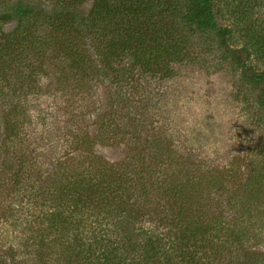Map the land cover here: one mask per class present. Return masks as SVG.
<instances>
[{"label": "rangeland", "instance_id": "obj_1", "mask_svg": "<svg viewBox=\"0 0 264 264\" xmlns=\"http://www.w3.org/2000/svg\"><path fill=\"white\" fill-rule=\"evenodd\" d=\"M219 9L218 21L226 24L223 0H215V12ZM256 13L261 15L259 8ZM37 28L36 36L44 39V25ZM186 35L185 48L196 58L172 64L162 78L150 79L135 68L132 81L127 62L114 61L112 67L102 59L106 54L86 48L77 55L83 46L73 45L67 54L36 46L41 54L31 62L35 73L22 65L4 72L0 65V264H34L35 246L23 242L27 228L35 230L41 221L48 226L44 212L63 204L69 184L83 174L96 183L141 175L132 185L142 203L160 197L158 183L180 185L187 212L202 207L205 216L224 210L227 198L245 202L255 217L241 261L264 264L262 91L216 43L208 48L205 38ZM248 39L238 31L232 47L241 48ZM256 59L249 62L262 65ZM2 77L11 79L5 83ZM121 238L119 244L115 233L110 243L126 251L130 243ZM96 248L108 253L112 247L104 242ZM137 253L125 255L135 259ZM242 254L223 252L227 261L213 264H238Z\"/></svg>", "mask_w": 264, "mask_h": 264}, {"label": "trees", "instance_id": "obj_2", "mask_svg": "<svg viewBox=\"0 0 264 264\" xmlns=\"http://www.w3.org/2000/svg\"><path fill=\"white\" fill-rule=\"evenodd\" d=\"M223 2L229 13L226 24L218 21L220 9L215 12V0H0V65L4 72L13 67L20 70L22 65L35 73L31 62L41 54L36 46L66 52L73 45L83 46L77 55L86 48L106 54L102 59L111 66L114 61L127 62L125 66L132 69L126 73L132 81L135 68L150 79L162 78L169 76L172 64L196 58L185 48L186 34L195 33L206 39L208 48L216 43L244 70L247 82L262 91L264 107V0ZM41 25L46 29L44 39L36 36ZM238 31H244L249 39L241 48H234ZM252 57L262 65L251 64ZM2 78L5 83L11 79ZM11 108L15 113L16 108ZM12 127L15 129V125ZM142 177L123 174L119 182L99 183L91 174L74 178L69 193L64 194L65 202L42 213L50 220L48 226L41 221L35 230L27 228L23 242L35 246L30 254L35 256L30 260L34 264H146L153 260H162L163 264H213L225 260L223 252L239 250L244 254L251 233L249 223L255 217L245 202L227 198L224 210L212 216H205L202 207L197 213L187 212L189 203L182 198L184 187L163 188V181L154 188L161 192L160 197L142 203L134 196L137 189L132 185L134 179ZM229 209L231 215L226 216ZM94 223L95 228L91 227ZM115 233L120 236L119 244L121 236L130 243L128 250L110 243ZM104 242L112 247L108 253L96 248ZM124 252L138 253L135 259H128ZM242 257L247 258H236L238 264L247 263L241 261Z\"/></svg>", "mask_w": 264, "mask_h": 264}]
</instances>
